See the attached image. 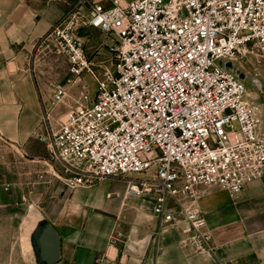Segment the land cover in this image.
<instances>
[{"label":"built area","instance_id":"2783aa9c","mask_svg":"<svg viewBox=\"0 0 264 264\" xmlns=\"http://www.w3.org/2000/svg\"><path fill=\"white\" fill-rule=\"evenodd\" d=\"M118 1L78 0L43 39L96 89L38 139L74 174L67 188L124 180L129 195L153 198L161 225L188 224L202 249L199 200L213 189L237 197L264 178V126L225 66L246 72L264 56V0ZM92 30L110 38V67L91 60ZM66 95L55 84L51 105Z\"/></svg>","mask_w":264,"mask_h":264},{"label":"crops","instance_id":"0c3cea01","mask_svg":"<svg viewBox=\"0 0 264 264\" xmlns=\"http://www.w3.org/2000/svg\"><path fill=\"white\" fill-rule=\"evenodd\" d=\"M97 1L114 6V0ZM77 2L0 0V136L11 143H24L33 136L47 138L49 127L55 129L54 111L58 115L65 110L60 120L64 119L81 103L85 80L92 81L85 75L67 85L64 102L50 112L53 89L49 92L34 68L39 49L35 44ZM244 70L262 85L261 92L250 88L246 101L263 127L264 56L250 58ZM61 174L46 178L48 189L39 196L44 205L34 218L47 219L61 237L56 264H264V178L237 197L215 190L199 200L207 238L200 249L191 240L188 224L161 225L153 213V198L129 195L124 180L100 179L67 188L66 177L74 174L65 169ZM34 213L32 208L30 215Z\"/></svg>","mask_w":264,"mask_h":264},{"label":"rangeland","instance_id":"374dc122","mask_svg":"<svg viewBox=\"0 0 264 264\" xmlns=\"http://www.w3.org/2000/svg\"><path fill=\"white\" fill-rule=\"evenodd\" d=\"M42 41L39 45L35 44L39 46L34 56L36 74L42 77L49 92L57 83L71 87L78 78L70 75L67 59L43 46ZM108 45H111L110 38L104 34H87L91 60L110 67ZM85 75L88 74L82 77ZM90 80H85L84 86L91 91L96 84L93 79ZM245 84L251 88L249 80ZM56 108L51 105L50 97V112ZM54 112L56 127L65 110L61 109L58 115ZM64 169L51 159L46 143L35 136L20 144L11 143L0 136V264H35L28 243L30 226H34V218L44 205V199L39 196L48 189L46 178L54 177V172L61 174ZM215 190H210L208 194ZM32 208L35 211L33 216L30 215Z\"/></svg>","mask_w":264,"mask_h":264},{"label":"water","instance_id":"95a60500","mask_svg":"<svg viewBox=\"0 0 264 264\" xmlns=\"http://www.w3.org/2000/svg\"><path fill=\"white\" fill-rule=\"evenodd\" d=\"M225 66L241 80H249L251 88L258 91L263 89L259 80L253 75L242 71L231 62H227ZM33 227L29 235V244L34 255L35 264H56L61 258V237L59 233L45 218L36 220Z\"/></svg>","mask_w":264,"mask_h":264}]
</instances>
